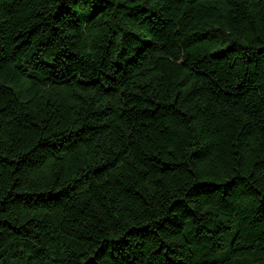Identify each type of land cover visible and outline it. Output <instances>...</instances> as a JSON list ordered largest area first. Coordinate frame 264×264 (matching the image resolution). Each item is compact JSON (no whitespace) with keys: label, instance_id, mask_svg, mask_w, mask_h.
Segmentation results:
<instances>
[{"label":"trees","instance_id":"trees-1","mask_svg":"<svg viewBox=\"0 0 264 264\" xmlns=\"http://www.w3.org/2000/svg\"><path fill=\"white\" fill-rule=\"evenodd\" d=\"M0 264H264V0H0Z\"/></svg>","mask_w":264,"mask_h":264}]
</instances>
